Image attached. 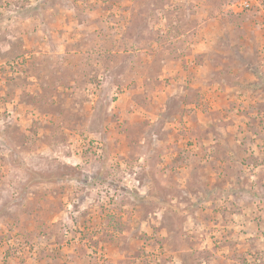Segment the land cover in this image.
Listing matches in <instances>:
<instances>
[{"label":"rangeland","instance_id":"374dc122","mask_svg":"<svg viewBox=\"0 0 264 264\" xmlns=\"http://www.w3.org/2000/svg\"><path fill=\"white\" fill-rule=\"evenodd\" d=\"M0 264H264V0H0Z\"/></svg>","mask_w":264,"mask_h":264}]
</instances>
